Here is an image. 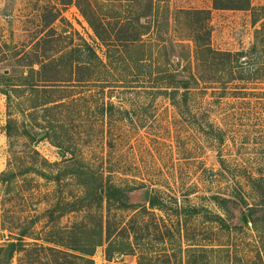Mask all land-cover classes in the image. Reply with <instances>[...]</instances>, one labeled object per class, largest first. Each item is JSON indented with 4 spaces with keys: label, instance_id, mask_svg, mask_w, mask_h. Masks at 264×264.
<instances>
[{
    "label": "rangeland",
    "instance_id": "obj_1",
    "mask_svg": "<svg viewBox=\"0 0 264 264\" xmlns=\"http://www.w3.org/2000/svg\"><path fill=\"white\" fill-rule=\"evenodd\" d=\"M60 1L0 0V72L7 67L22 88L12 114L30 132L10 146L4 132L7 100L0 93V173L10 160L19 173L8 193L0 190V226L17 234L30 228L44 237L52 226L80 223L84 210L66 206L82 194L78 179L68 173L57 182L33 169L51 175L76 165L129 186L130 202L147 207L119 216L148 225L142 250L159 256L158 264H264V0H251V10L214 9L213 0H132V9L121 6L125 0H93L94 18L115 42L111 47L75 3ZM48 2L61 12L47 11V19L59 17L51 21L52 38L36 49L49 30L42 19ZM197 9L211 10V47L245 52L239 60L197 54L198 18L183 12ZM138 13L148 15L140 25L134 20ZM137 31L141 38L128 47L118 40ZM84 42L104 64L95 59L78 71L85 82L67 83L77 78L70 67L76 53L70 50ZM44 52L59 64L47 78L61 83L33 94L32 102L65 97V105L39 109L34 117L43 127H37L26 117L24 82L28 65ZM79 55L86 58L85 51ZM171 74L188 84L187 93L180 83L174 98L160 91ZM45 132L51 138L39 140ZM154 195L160 196V209L148 204ZM105 247L96 249V264L108 263ZM138 259L139 254L116 255L111 264ZM12 264H19L18 255Z\"/></svg>",
    "mask_w": 264,
    "mask_h": 264
},
{
    "label": "trees",
    "instance_id": "obj_2",
    "mask_svg": "<svg viewBox=\"0 0 264 264\" xmlns=\"http://www.w3.org/2000/svg\"><path fill=\"white\" fill-rule=\"evenodd\" d=\"M129 3L120 2L122 7L132 9V0H125ZM75 3L76 6L81 10L82 14L86 17L90 25L92 26L95 33L100 39L107 43L108 47L115 44L112 41V35L110 33V39L107 40L103 31L105 33L106 27L102 21H98L95 15V5L93 0H61L58 5H68ZM151 4L150 8H152ZM56 4L48 2L44 4L42 19L44 24L49 29L46 32V36L41 38L35 43L36 49L38 47L49 41L52 38L51 33L54 31L51 26V21L58 19L59 15H55L51 20L47 19V11L54 8L60 13L61 10L56 8ZM214 9L219 10H251L252 3L251 0H213ZM149 8V10H150ZM261 11H264V6L261 7ZM127 11V9H126ZM130 12V11H129ZM189 16H195L198 20L195 22V28L193 29V41L196 45V51L199 55L201 52H209L214 57L238 59L242 57L245 52H221L216 51L211 47V28L209 20L211 19L210 9H197V10H186L183 11ZM262 15V14H261ZM147 17L146 13H138L136 24L140 25L141 17ZM264 16V14L262 15ZM129 26L135 25L134 21L127 18ZM258 20H254L256 24ZM134 27V26H133ZM125 30L128 32L127 25L125 24ZM257 35L263 33V29L256 31ZM48 36V37H47ZM142 34L137 31L135 35L126 36L125 39L118 38L123 46L134 44L141 38ZM48 38V39H47ZM259 37H257L258 39ZM110 41V42H109ZM259 42H264L261 40ZM258 43H255L252 50L258 48ZM128 47V46H126ZM40 52V49L38 50ZM71 53H76L71 60L70 67L72 75L77 76L76 79L68 80L67 83H77L80 84L85 82L81 80L78 76V71L81 69L88 68L94 60L104 64L101 58L98 56L94 48H92L88 43L82 44L81 46L75 47L70 50ZM86 52V58L82 59L79 55L82 52ZM41 53L36 62L28 65V74L25 76L24 88L28 92L27 99L30 101V106L28 108L30 125L37 127H43L36 120L34 115L39 109L43 112H48L55 108H59L65 105V97L62 98H47L45 100H38L32 102L33 94L35 93H47L52 86L60 85L57 80H50L47 78V73L49 68H58L59 64L57 60L47 54ZM70 53V52H69ZM239 60V59H238ZM37 65V66H36ZM57 65V66H56ZM7 67L3 68L0 72V93L6 97L7 100V123L4 127V132L8 138L10 146L19 141L24 135H30V132L24 128L23 123L13 117L12 110L15 107V98L20 92L18 84L13 83L15 75L6 74L5 70ZM37 76V78H36ZM170 80L166 83L164 90L165 93L175 97L176 91L180 86L185 89V93L188 90V84H184V81L178 82L175 80L174 75L171 74ZM57 83V84H56ZM188 83V82H187ZM52 85V86H51ZM171 89V90H170ZM187 89V90H186ZM71 96V95H70ZM68 96H66L67 98ZM112 107V106H111ZM108 110V109H107ZM25 113V112H24ZM39 125V126H38ZM57 126L52 125V130L55 131ZM50 131V130H48ZM39 140L50 139L51 134L45 132L44 134L38 135ZM38 140V139H36ZM62 157H66L67 152H61ZM44 165H50L47 160H43ZM55 164V163H54ZM52 164V165H54ZM56 165V164H55ZM38 174L45 177H52L53 180L57 182L62 181V177L68 173L78 179L79 184L82 186V194L73 201L66 203L67 210L74 211L76 209L84 210L85 216L80 223H76L70 227H60L52 226L45 232L44 237L36 236L31 232V229L20 231L18 234L13 232L10 228L5 225L0 226V264H12L15 257L18 255L19 264H96L94 261V254L99 246L105 245V257L107 264H111L116 255L124 254H139V259L137 264H158L160 260L159 256H154V254L145 253L143 248V231H149L148 225H144L137 220V218L132 217L128 221H124L120 218L119 213L134 209L138 211L139 209L147 210L146 206H136L130 202L129 192L131 191L129 186L117 185L112 182L110 177L105 178L103 174H93L80 166L73 165L71 168H66V171L54 172L51 175L40 170L39 167L33 168ZM19 176L17 166L12 161H9V169L0 173V190L2 192L8 193L16 182ZM148 204L152 209H160V196H151L148 200ZM32 228V227H31ZM79 228V230H77ZM9 231V235H5L4 232ZM156 231L160 233V226H156ZM30 238L34 242L28 243L26 239ZM43 241L40 244L38 241Z\"/></svg>",
    "mask_w": 264,
    "mask_h": 264
},
{
    "label": "water",
    "instance_id": "obj_3",
    "mask_svg": "<svg viewBox=\"0 0 264 264\" xmlns=\"http://www.w3.org/2000/svg\"><path fill=\"white\" fill-rule=\"evenodd\" d=\"M5 73L8 74V70H6ZM146 198H148V194H147ZM243 221H244L245 223L247 222V218H246V216H244Z\"/></svg>",
    "mask_w": 264,
    "mask_h": 264
}]
</instances>
